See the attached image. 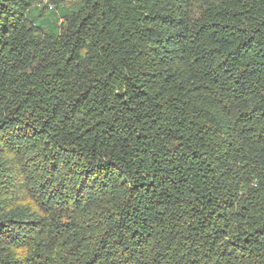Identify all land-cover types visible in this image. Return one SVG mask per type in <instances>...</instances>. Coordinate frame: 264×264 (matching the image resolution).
<instances>
[{
  "label": "trees",
  "instance_id": "trees-1",
  "mask_svg": "<svg viewBox=\"0 0 264 264\" xmlns=\"http://www.w3.org/2000/svg\"><path fill=\"white\" fill-rule=\"evenodd\" d=\"M32 1L0 0V264H264V0Z\"/></svg>",
  "mask_w": 264,
  "mask_h": 264
},
{
  "label": "rangeland",
  "instance_id": "rangeland-1",
  "mask_svg": "<svg viewBox=\"0 0 264 264\" xmlns=\"http://www.w3.org/2000/svg\"><path fill=\"white\" fill-rule=\"evenodd\" d=\"M50 2L54 4L53 0H50ZM55 2H56V8L73 7V4L76 3L75 0H56ZM39 4H41V0H33L32 1V5L33 6H36V5H39ZM44 5L48 6L47 3H44ZM46 13H47V11L44 12V14H46ZM62 20H63L62 18H59V23L60 24H62Z\"/></svg>",
  "mask_w": 264,
  "mask_h": 264
},
{
  "label": "built area",
  "instance_id": "built-area-1",
  "mask_svg": "<svg viewBox=\"0 0 264 264\" xmlns=\"http://www.w3.org/2000/svg\"><path fill=\"white\" fill-rule=\"evenodd\" d=\"M41 3H47L48 6L51 8V9H54L55 8V5L53 3L50 2V0H41Z\"/></svg>",
  "mask_w": 264,
  "mask_h": 264
}]
</instances>
